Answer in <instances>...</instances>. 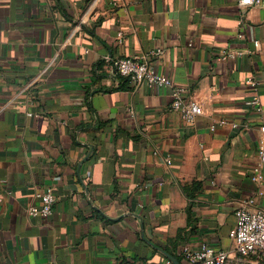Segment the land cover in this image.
I'll return each mask as SVG.
<instances>
[{
  "label": "crops",
  "instance_id": "1",
  "mask_svg": "<svg viewBox=\"0 0 264 264\" xmlns=\"http://www.w3.org/2000/svg\"><path fill=\"white\" fill-rule=\"evenodd\" d=\"M239 1L0 0V264H187L200 244L235 260L234 210L264 209V0ZM142 56L200 106L192 123L168 88L114 90L105 61Z\"/></svg>",
  "mask_w": 264,
  "mask_h": 264
},
{
  "label": "built area",
  "instance_id": "2",
  "mask_svg": "<svg viewBox=\"0 0 264 264\" xmlns=\"http://www.w3.org/2000/svg\"><path fill=\"white\" fill-rule=\"evenodd\" d=\"M260 0H240L239 5L243 7H256ZM256 45L257 43L254 42ZM156 54H161L157 51ZM227 57H233L227 55ZM105 64L109 65L108 74L112 77H121L127 79L128 84L134 87L145 85L147 87L168 88L171 91L170 109L177 112L181 119L186 123H192L195 117L201 115L200 106L191 100L183 98V90L172 85L171 81L165 76L157 73V71L149 64L148 57H134L131 59L118 58L115 60H107ZM245 83L253 90H257V82L248 77ZM253 103L256 109L260 110L259 97L253 96ZM132 115V111H129ZM27 116L32 114L27 113ZM225 121H220V125ZM232 129L240 132L244 131L245 126L239 127L231 124ZM214 126L211 127L213 129ZM257 161L259 165H264V126L260 128V136L257 145ZM165 162L170 164L167 155ZM255 172H258L255 169ZM254 182H261L262 176L257 173L252 177ZM39 201L38 206L28 208V214L33 218L48 219L53 213L55 196L51 188H46L36 195ZM254 198L247 200L244 204L238 206L234 210L235 226L229 233V238L234 244L236 258L230 260V256L222 250L214 249L207 244H200L196 248L184 246L181 256L187 264H243L242 261L251 255L264 256V209L253 208ZM167 264H171L167 261Z\"/></svg>",
  "mask_w": 264,
  "mask_h": 264
},
{
  "label": "trees",
  "instance_id": "3",
  "mask_svg": "<svg viewBox=\"0 0 264 264\" xmlns=\"http://www.w3.org/2000/svg\"><path fill=\"white\" fill-rule=\"evenodd\" d=\"M103 65H104V62H102L101 64H99L98 66H97V71L99 70L101 73L103 72H105V70H103ZM106 73V72H105ZM115 79H117L118 81H119V86L118 87H116L114 90H121V89H126V88H128V86H127V83H128V81H127V79H124V78H121V77H115ZM187 197L188 198H192L193 196H192V194H187ZM190 209V207H188L187 208V211Z\"/></svg>",
  "mask_w": 264,
  "mask_h": 264
},
{
  "label": "water",
  "instance_id": "4",
  "mask_svg": "<svg viewBox=\"0 0 264 264\" xmlns=\"http://www.w3.org/2000/svg\"><path fill=\"white\" fill-rule=\"evenodd\" d=\"M168 260L172 263V264H180L178 261H176L173 257L166 255Z\"/></svg>",
  "mask_w": 264,
  "mask_h": 264
}]
</instances>
